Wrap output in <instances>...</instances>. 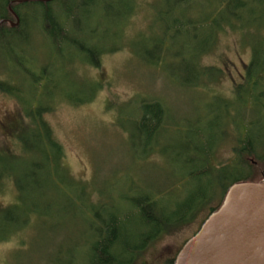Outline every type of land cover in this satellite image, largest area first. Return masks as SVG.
<instances>
[{"label": "rangeland", "instance_id": "1", "mask_svg": "<svg viewBox=\"0 0 264 264\" xmlns=\"http://www.w3.org/2000/svg\"><path fill=\"white\" fill-rule=\"evenodd\" d=\"M133 1L134 15L129 17V8H118L110 0L96 20L72 21L73 38L91 40L95 51L102 53L99 57L73 55L67 62L69 58H61L58 52H62L44 36L35 39L28 33L31 37L21 48L24 56L40 60L38 66L47 68L52 80L33 86L28 76L17 74L19 70H7L17 92L15 98L0 93V175L9 171L0 188V264H80L92 239L90 203L97 205L99 198L108 199L118 213L134 211V222L139 214L132 200L139 196L151 195L160 208L170 210L187 202L190 206L193 197L201 208L202 198L216 197L203 182L210 178L191 180L180 165L187 158L190 135L197 130L204 138L216 136L210 149L225 130L215 154L219 165L233 158L236 140L252 133L264 141L260 130L264 99L256 97L258 90L252 91L244 79L250 56L264 62V0L250 1L239 23L230 20L232 31L226 30L202 55L207 28L199 24L192 31L183 28L175 33L170 30V15H165L176 6V14L181 12L184 0ZM191 5L192 21L220 19L201 16L199 6L208 3L196 0ZM62 49L66 55L67 46ZM197 54L199 66L212 71L200 73L193 61ZM97 59L94 68L90 62ZM251 79L264 88V70ZM33 87L37 91L32 96ZM31 97V112L46 111L41 123L61 148V171L54 167V151L43 138L40 144L36 140L34 130L41 129L29 120L23 106ZM142 101L160 103L166 115L167 128L156 132L149 153L143 151L145 139L135 129ZM39 149L45 150L48 161ZM149 154L153 158L145 160ZM177 155L182 159L176 160ZM252 170L258 180L264 164ZM83 200L86 208L79 206ZM206 214L147 242L132 264H167Z\"/></svg>", "mask_w": 264, "mask_h": 264}, {"label": "trees", "instance_id": "2", "mask_svg": "<svg viewBox=\"0 0 264 264\" xmlns=\"http://www.w3.org/2000/svg\"><path fill=\"white\" fill-rule=\"evenodd\" d=\"M20 1L23 0H0V22H4L0 25L1 94L7 95L10 98H15L16 96L17 89H15V85L11 78L7 76V70L14 72L19 70L20 73L17 74L28 76L33 86H37L42 80L51 81L53 78L52 74L47 71V68L40 69L38 66L40 60L35 57L24 56L21 48L31 37L28 36V33H32L35 39L40 35L44 36L48 42H52L54 49H59L62 52V54L58 52L61 58L63 56L69 58L67 62H70L74 58L73 55L92 59L94 56L99 57L102 54L95 51L91 45V40L88 43H83L78 38H73L71 24L76 17H82L90 22L96 20L99 15L98 12L101 9L104 10L107 3L111 4L110 0ZM111 1H115L118 8H129L128 17L134 15L135 3L133 0ZM195 1L196 0H184L182 3L184 7L181 12H179L180 15H178L179 13L176 14V10H178L177 6L171 8L170 12L165 13V15H170L172 21L170 30L175 33L181 31L183 28L191 29L192 31L195 29V26L199 24L201 29L207 28V30H204L207 37L204 42V49L200 52V55H202L214 47V41L221 35H225L226 30L232 31V26L229 23L230 20H233L234 23H239L242 18L241 11L249 10L251 6L249 2H256L257 0H218L216 7L214 5L216 0H198V2L203 1L210 4L207 7L199 6L201 16H203V18L207 16H210L209 18L212 16H216L217 18L220 17L217 23L214 20L207 23L204 19L200 22H196L195 20L192 21L193 19H190L191 10L193 8L191 3ZM210 10L212 11L210 12ZM15 17L18 19V24L13 26L16 23ZM28 18L32 19L29 20ZM79 32L83 34L86 31L82 28ZM90 33L91 32H89V37ZM236 35L240 41V34ZM63 45L67 46L66 55H63L65 54L62 49ZM49 47L52 49L50 44ZM30 58L33 59L30 60ZM250 58L252 59L248 64L244 79L246 84L248 83V85L251 86L252 91L258 90L256 97L263 96L264 99V88L260 86L257 80L254 81V79H251L252 76H259L263 73L264 62L262 59L258 60L257 58L255 60L254 57L251 56ZM197 60L198 54L194 56L193 61L197 69L199 68L198 70H200L201 74L208 73L209 70L212 71V69L206 70L200 67ZM51 65H53V60L52 63L48 62L47 64L48 67ZM90 65L94 68H98V59L92 60ZM63 72L64 70H62V73ZM196 72L199 74V71ZM55 73L57 74V69L53 68V74ZM21 78H23L22 75ZM240 87L244 88L241 85ZM239 89L240 88H237L235 92L238 93ZM31 91H33V96L37 88H34V90L31 89ZM237 95L239 103L242 104L243 100L239 98L241 92ZM33 99L34 98L31 97L30 101L24 102L25 105H22L28 108L26 115L29 120H31L33 124H36L35 127L37 129H41L34 130L36 131L37 142L40 144V140L42 141L43 138L44 142L54 151L56 155L54 167L60 170L62 160L61 148L52 140L47 128L41 123L40 117L46 111L36 110L34 113L31 112L30 104ZM142 102L137 107L139 116L135 122V129L141 132V137L145 139L146 143L143 151L149 153L151 142L154 143V141H156V132L167 128L165 123L166 115L160 103L149 101ZM262 111L264 112V106ZM260 130H264V124L260 126ZM200 131L201 130H197V132L190 135V148L188 147L187 150L190 154H186L185 157L187 158L180 162V165L184 169L186 177L191 180L200 181L205 177H209L210 180L203 181L204 185L206 189L210 191L211 195H216V197L210 198L209 201H207V198H202V203L204 205H202L201 208H199V205L196 206L198 204V199L192 197L190 198V206L189 202H187L181 205L179 210H170L166 207L160 208L158 202L154 200L155 197L151 195L139 196L132 200L133 207L138 211V216L140 218L136 216L138 219L137 222H134V211H131L129 214L118 213L113 209V203L108 199L99 198L96 200L98 201L97 205L90 203V218L88 222L90 225L89 230L92 233V239L89 243L87 256L83 261H80V264H132L135 253H140L147 242L152 241L163 232L167 233L173 229H177L180 225L190 224L194 222L201 213L207 212L204 220L199 223L194 234L190 237L192 238L209 215L214 213L221 206L228 190L232 186L239 183L264 182V174H261L258 180H255L252 174L253 167L264 164V141L257 139V137L260 138V136L255 137L254 134L250 133L245 140H236L237 144L232 147V152L234 153L231 159L232 161L230 160L227 164L219 165L215 154L222 145V141L220 142L219 139L222 132L223 135H225V130L219 132L220 135L216 138L218 145H215L211 149L210 147L216 144V136L211 135L204 138ZM39 153L44 157L45 162L48 161L44 149H39ZM198 156H200V158ZM150 158L153 157L149 154L145 160ZM181 159L182 156H176V160ZM249 160H251V162H249ZM212 161L214 166H212ZM8 172L3 175L1 173L0 188L6 182L5 179L9 175L7 174ZM214 173L215 176L213 178ZM69 183L78 187L74 185L72 181H69ZM79 206L85 207L84 200L79 203ZM151 208H153V212L150 210ZM142 226L148 228V230L142 229ZM189 239L183 242L174 257L170 259L167 264L174 263L177 253Z\"/></svg>", "mask_w": 264, "mask_h": 264}, {"label": "water", "instance_id": "3", "mask_svg": "<svg viewBox=\"0 0 264 264\" xmlns=\"http://www.w3.org/2000/svg\"><path fill=\"white\" fill-rule=\"evenodd\" d=\"M173 264H264V182L232 186Z\"/></svg>", "mask_w": 264, "mask_h": 264}]
</instances>
